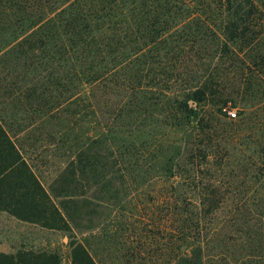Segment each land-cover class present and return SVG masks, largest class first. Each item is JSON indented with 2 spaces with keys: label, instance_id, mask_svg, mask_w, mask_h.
Returning a JSON list of instances; mask_svg holds the SVG:
<instances>
[{
  "label": "trees",
  "instance_id": "trees-1",
  "mask_svg": "<svg viewBox=\"0 0 264 264\" xmlns=\"http://www.w3.org/2000/svg\"><path fill=\"white\" fill-rule=\"evenodd\" d=\"M238 82L264 102V0H0V99L22 107L0 114V181L19 171L37 191L21 198L47 202L65 230L76 226L10 135L11 122L24 132L55 120L69 159L65 183L79 187L65 203L104 221L141 187L171 182L156 199L158 226L173 232L165 264H207L208 222L225 205L236 211L226 198L235 175L225 172L235 146L244 138L239 152L264 148L254 134L264 104L253 108ZM229 103L252 110L228 120ZM250 116L254 129L242 135L237 122ZM70 255L72 264H96L85 244ZM33 258L60 264L55 253L0 254L4 264Z\"/></svg>",
  "mask_w": 264,
  "mask_h": 264
},
{
  "label": "rangeland",
  "instance_id": "rangeland-1",
  "mask_svg": "<svg viewBox=\"0 0 264 264\" xmlns=\"http://www.w3.org/2000/svg\"><path fill=\"white\" fill-rule=\"evenodd\" d=\"M232 86L231 82L230 87ZM237 86L253 108L261 103L257 87L251 90V86L240 82ZM236 103L238 107H242L240 98ZM238 107L233 103L225 106L222 109L225 118L236 122L242 116H248V112L252 110L247 107L244 114ZM18 109L22 110L19 104L0 99V114H10ZM229 111L235 112L236 116L231 117ZM256 121L250 116L246 125H239L237 122V126L241 127V134L253 131ZM262 122L264 124V115ZM9 124L12 126L10 135L13 142L31 172L59 210L60 205H65L77 227L69 224L70 230H65L47 202L38 201L37 197L21 198L24 191H28L30 195L37 191L33 184L26 181L27 176L16 178L21 173L13 170L12 175L7 174L5 180L0 181V254L16 256L23 252L55 253L60 258V264H72V248L85 244L92 252L96 264L167 262V248L170 247L169 239L173 232L166 221L161 222L165 224L163 227L158 226L163 215L158 213L156 199L166 191L171 182L154 180L141 187L125 203L115 208L108 218L99 221L97 217L102 212L91 213V209H86L83 204L65 203L69 201L63 195L71 196L79 187L75 182L65 183L69 180L66 170L69 159L61 150L62 133L58 131L57 121L36 120L24 132L14 123ZM254 134H257V145L264 147V127L255 130ZM247 141L242 138L239 144H235L232 157L225 167V172L232 170L235 175L231 181L233 190L226 198L236 211L230 213L225 205L215 220L208 222L205 244L207 264H264V179L260 180L263 184L257 179L260 176L257 175L258 172L262 171L260 174H264V148L259 150L249 143L246 146L250 147L248 151L239 152L244 150ZM224 180L227 182V176ZM44 209L47 210L45 217L41 214ZM98 222L101 223L95 227ZM91 225L94 227L87 229ZM57 227L63 229H52ZM0 263L4 264L1 259ZM27 264L47 262L33 258Z\"/></svg>",
  "mask_w": 264,
  "mask_h": 264
},
{
  "label": "built area",
  "instance_id": "built-area-1",
  "mask_svg": "<svg viewBox=\"0 0 264 264\" xmlns=\"http://www.w3.org/2000/svg\"><path fill=\"white\" fill-rule=\"evenodd\" d=\"M228 114H229L231 117H235V112H233V111H229Z\"/></svg>",
  "mask_w": 264,
  "mask_h": 264
}]
</instances>
